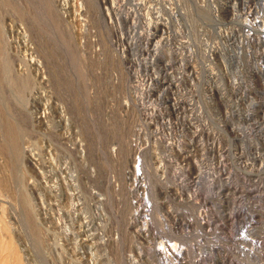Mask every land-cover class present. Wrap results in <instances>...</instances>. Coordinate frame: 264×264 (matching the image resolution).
<instances>
[{
  "label": "rangeland",
  "instance_id": "rangeland-1",
  "mask_svg": "<svg viewBox=\"0 0 264 264\" xmlns=\"http://www.w3.org/2000/svg\"><path fill=\"white\" fill-rule=\"evenodd\" d=\"M67 3L0 0V260L264 264V0Z\"/></svg>",
  "mask_w": 264,
  "mask_h": 264
},
{
  "label": "bare ground",
  "instance_id": "bare-ground-1",
  "mask_svg": "<svg viewBox=\"0 0 264 264\" xmlns=\"http://www.w3.org/2000/svg\"><path fill=\"white\" fill-rule=\"evenodd\" d=\"M46 1H47V0H46ZM59 1H60V0H59ZM61 1H62V5H63V6L68 2V0H61ZM71 1H72V0H71ZM99 1H100L101 5H105V6H106L107 3H109L110 0H99ZM112 1H113V0H112ZM46 3L48 4V8H47V9L49 10V8H50L49 5H52V4H49V2H46ZM46 3H45V4H46ZM140 3H141V1L139 2V4H140ZM193 3H194V2H193ZM47 4H46V5H47ZM67 4H68V3H67ZM71 4H72V3H71ZM141 4H142V3H141ZM108 5H109V4H108ZM46 7H47V6H46ZM51 7H52V6H51ZM105 8H106V10H107V14H106V15H108V16L110 17V16H111L110 14L112 13V8L109 7V6H107V7H105ZM156 8H158V7H156ZM156 8H155V9H156ZM52 9H53V8H52ZM52 9H51L50 11H52ZM156 10H157V9H156ZM199 10H200V9H199ZM46 11H47V10H46ZM50 11H49V12H50ZM158 11H159V13H160V10L153 11V7H148L147 14H148V15H152V13H154V12H158ZM54 12H55V11H54ZM105 12H106V11H105ZM214 15H215V14H214ZM50 16H51V15H50ZM52 17H53V16H52ZM53 21H54V20H53ZM60 21H61V20H60ZM65 22H66V21H65ZM153 23H154V22H152V20H151L150 17H149V31H151V30H152V31L148 33V36L146 37V42H145V43L150 47L151 43L154 42L153 47H152V49H150V51H151V50H155V46H156V44H157L158 41H159V40H155V39H156V36H157V34H156L157 30H155L154 27H155V25L157 26V24L153 25ZM156 23H157V22H156ZM58 25H59V24H58ZM248 25H249V24H248ZM248 25H247V26H248ZM248 27H249V26H248ZM246 31H247V30H246ZM248 34H249V33H248ZM256 34H257V33H256ZM259 36H260V35H259ZM259 36H258V37H259ZM227 37H228V36H227ZM247 37H248V36H247ZM251 37H252V35H251ZM244 38H245V37H244ZM236 39H237V38H236ZM238 40H239V39H238ZM235 41H236V40H235ZM239 41H240V40H239ZM260 41H261V40H260ZM115 42H116V41H115ZM261 43H262V42H261ZM262 44H263V43H262ZM120 45H121V44H120ZM121 46H122V45H121ZM145 46H146V45H145ZM121 48H122V47H121ZM121 48H120V49H121ZM147 48H148V47H147ZM147 48H146V49H147ZM250 48H251V47H250ZM148 49H149V48H148ZM239 49H240V47H239ZM121 50L124 52V47H123ZM213 50H214V49H213ZM213 50H211L210 53H212ZM263 50H264V49H263ZM122 51H121V52H122ZM238 51H239V50H238ZM258 52H259V51H258ZM208 53H209V52H208ZM149 54H150V53H149ZM244 54H245V53H244ZM150 55H151V54H150ZM208 55H209V54H208ZM209 56H210V55H209ZM206 57H207V56H206ZM38 62H39V61H38ZM36 65H37V64H36ZM138 65H139V64H138ZM261 66H262V65H261ZM193 67H194V66H193ZM141 71H142V70H141ZM137 75H138V74H137ZM134 76H135V75H134ZM150 76H151V75H150ZM144 78H145V77H144ZM144 78H142V80H141L142 82L139 83L140 86H141V87H140V92H139V93L143 95L144 92H147V93H148L147 95H149V96H150V95H153V94H154V96H156L155 93H157V92H155L156 90L154 89V87H153V88L151 87L152 84L149 82L150 80L148 81V79H144ZM152 78H153V77H152ZM162 78H163V77H162ZM137 79H138V78H137ZM174 79H175V78H174ZM233 83H235V82H233ZM20 84H21V83H20ZM139 84H137L136 86H138ZM164 85H165V84H164ZM132 86H134V85H132ZM157 86H158V85H157ZM166 86H170V85H167V84H166ZM133 88H134V87H133ZM135 88H136V87H135ZM138 88H139V87H138ZM166 88H167V87H166ZM158 89H160V88L158 87ZM163 89H164V88H163ZM175 89H176V88H175ZM135 90H136V89H135ZM138 90H139V89H138ZM166 90H167V89H166ZM157 91H158V90H157ZM159 92H160V91H158V93H159ZM163 92H164V91H163ZM172 92H173V91H172ZM241 96H242V95H241ZM140 97H141V96H139V98H140ZM169 97H170V96H169ZM169 97H168V98H169ZM175 98H176V96H175ZM172 99H173V98H172ZM151 101H152V99H151ZM139 102H140V101H139ZM171 103H172V104H169V106L171 107V105H172V108L174 107V110H175V111H177L179 108H181L180 105H178L177 102H171ZM166 106H167V105H166ZM182 107H183V106H182ZM190 107H191V106H190ZM151 108H152V107H151ZM238 108H239V107H238ZM183 109H184V108H183ZM49 110H50V109H49ZM236 110H237V109H236ZM34 112H36V111H34ZM48 112H49V111H48ZM164 112H165V111H164ZM167 112H168V111H167ZM170 112H171V111H170ZM177 113H178V112H177ZM33 114H34V113H33ZM64 114H65V113H64ZM163 114H164V113H163ZM167 114H168V113H167ZM58 115H59V114H58ZM164 115H165V114H164ZM169 115H170V114H169ZM173 115H174V114H173ZM189 115H190V114H189ZM46 116H48V115H47L46 110H45V108H44L43 111L37 116V118H38L37 120H39V121H44V118H46ZM50 116H51V115H50ZM52 116H53V115H52ZM56 116H57V115H56ZM61 116H62V115H61ZM159 116H160V115H159ZM167 116H168V115H167ZM167 116H166V118H167ZM53 117H54V116H53ZM172 117H174V116H172ZM172 117H171V118H172ZM191 117H192V116H191ZM49 118H51V117H49ZM160 118H161V117H160ZM160 118H159V119H160ZM164 118H165V117H164ZM166 118H165V119H166ZM169 118H170V117H169ZM169 118H168V119H169ZM248 118H249V117H248ZM34 119H35V118H34ZM165 119H164V120H165ZM223 119H224V118H223ZM46 120H47V119H46ZM46 120H45V121H46ZM162 120H163V119H162ZM164 120H163V121H164ZM261 120H262V119H261ZM45 121H44V122H45ZM47 121H48V120H47ZM47 121H46V123H45L46 125L44 124L45 126L48 125V124H47V123H48ZM49 121H50V120H49ZM51 121H52V120H51ZM155 121H156V120H155ZM155 121H154V122H155ZM158 121H159V120H158ZM160 121H161V119H160ZM169 121H170V120H169ZM165 122L167 123L166 120H165ZM254 122H255V119H254ZM256 122H257V121H256ZM40 123H41V122H40ZM52 123H53V122H52ZM150 123H151V122H150ZM156 123H160V122H156ZM2 124H3V123H2ZM6 124H7V123H6ZM41 124H43V123H41ZM160 124H161V123H160ZM160 124H159V125H160ZM162 124H163V123H162ZM168 124H169V122L167 123V125H168ZM163 125H164V124H163ZM165 125H166V124H165ZM167 125H166V126H167ZM170 126H171V125H170ZM52 127H53V126H52ZM171 127H172V126H171ZM260 128H261V127H260ZM10 130H12V129H10ZM201 130H202V129H201ZM8 131H9V130H8ZM4 133H5V132H4ZM9 133H11V132H9ZM155 133H156V132H155ZM136 134H137V132H136ZM136 134H135V135H136ZM12 135H13V134H12ZM12 137H13V136H12ZM188 137H189V136H188ZM136 138H138L137 135H136ZM121 139H122V138H121ZM13 140H14V139H13ZM161 140H162V139H161ZM198 140H199V139H198ZM255 140H256V139H255ZM6 141H7V140H6ZM129 141H132V143H133L132 138H131V140H129ZM178 141H179V140H178ZM256 141H257V140H256ZM1 142H2V141H1ZM155 142H156V141H155ZM163 142H164V141H163ZM10 143H11V142H10ZM137 143H138V141H137ZM119 144H120V143H119ZM123 144H124V143H123ZM126 144H127V143H126ZM129 144L131 145V143H129ZM139 144H140V143H139ZM117 145H118V144H117ZM140 145H141V144H140ZM2 146H3V145H2ZM2 146H1V149L5 150V149H4V146H3V147H2ZM74 146H75V145H74ZM154 146H155V145H154ZM157 146H158V145H157ZM168 146H169V145H168ZM176 146H177L176 149H177V148L179 149L178 146H180V145L177 144ZM134 147H137V145L135 144V146H133V148H134ZM152 147H153V146H152ZM170 147H172V146L170 145ZM180 147H181V146H180ZM199 147H200V146H199ZM46 148H47V146H46ZM117 148H118V146H117ZM119 148H120V146H119ZM164 148H165V147H164ZM214 148H215V147H214ZM124 149H125V148H124ZM168 149L170 150V148H168ZM181 149H183V148L181 147ZM81 150H82V149H81ZM112 150H113V149H112ZM119 150L121 151V149H119ZM119 150H118V151H119ZM133 150H134V149H133ZM136 150H137V149H136ZM172 150H173V149H172ZM178 151H179V150H178ZM127 152H128V151H127ZM132 152H133V151H132ZM168 152H169V151H168ZM172 152H173V151H172ZM174 152H175V151H174ZM190 152H191V151H190ZM4 153H5V152H4ZM51 153H52V152H51ZM139 153H140V152H139ZM175 153H176V152H175ZM115 154H116V153H115ZM178 154H179V156H180V152H178ZM138 155H141V154H138ZM168 155H169V154H168ZM182 155H183V154H182ZM184 155H186V154H184ZM187 155H188V154H187ZM237 156H238V155H237ZM255 156H256V155H255ZM180 157H181V156H180ZM246 157H247V156H246ZM53 158H54V156H53ZM53 158H52V159H53ZM31 159H34V158H29V163H27V164H29V166H31V167H29V168H31V170L34 171L36 175H37V174L39 175V173H40V174H42V176L44 177V180H45V183H46V184H44V185L47 186V187L45 186V189H48L47 194L49 193V195H47V194H45V195L47 196V198H49V196H53L52 198L55 199V202H54V204H53V203H51V201H50V202L47 201L48 199L46 200L45 195H44L45 200H46L47 202L50 203V204H49V203L47 204V205H48L47 207L50 208L51 205H54V206H55V204H56V206L58 207V208H56V209H58L59 211H61L63 208H62L61 205H60V199H61L60 196H61V195L63 196V194H61V188H60V187H62V186H60L61 183L58 182V178H57L58 176H56V177L54 176V177H55V180L53 179V180H54V183H53V184H49L48 182L51 180V178H50L49 175H50L51 173H48V172H50V171L47 170V171H48V172H47V171H46V168H44V167H42V169L44 168L45 171L37 170L36 165H35L36 162H35V161L32 162ZM183 159H184V157H183L182 159H180V160L183 161ZM185 159H186V157H185ZM245 159H246V158H245ZM240 160H241V159H240ZM169 161H170V160H169ZM220 161H221V160H220ZM242 161H243V160H242ZM54 162H55V161H54ZM167 162H168V161H167ZM188 162H189V161H188ZM257 162H258V161H257ZM36 164H37V163H36ZM186 164H187V163H186ZM241 164H242V163H241ZM58 165H59V164H58ZM217 165H218V164H217ZM253 165H254V164H253ZM262 165H263V164H262ZM44 166H45V165H44ZM52 167H53V166H52ZM52 167H51V168H52ZM187 167H188V166H187ZM38 168H40V167L38 166ZM51 168H49V169H51ZM53 168H55V167H53ZM181 168H182V167H181ZM216 168H217V167H216ZM55 169H57V168H55ZM218 169H219V168H218ZM51 170H53V169H51ZM179 170H180V169H179ZM249 170H251V169H249ZM164 171H165V170H164ZM187 171H188V170H187ZM192 171H193V170H192ZM192 171H191V172H192ZM230 171H231V170H230ZM131 172H132V171H131ZM179 172H180V171H179ZM123 173H124V172H123ZM175 173H176V172H175ZM52 174H53V173H52ZM193 174H194V173H193ZM225 174H226V173H225ZM53 175H54V174H53ZM61 175H62V174H61ZM134 175H135V174H134ZM136 175H137V174H136ZM136 175H135V176H136ZM181 175H182V174H181ZM228 175H229V174H228ZM40 176H41V175H40ZM59 176H60V175H59ZM186 176H187V175H186ZM54 177H53V178H54ZM63 177H64V176H63ZM218 177H219V176H218ZM213 178H214V177H213ZM242 178H243V177H242ZM183 179H184V177H183ZM183 179H182V180H183ZM215 179H216V178H215ZM188 180H189V179H188ZM220 180H221V179H220ZM140 181H141V180H140ZM183 181H184V180H183ZM216 181H217V180H216ZM260 181H261V180H260ZM41 182H42V181H41ZM135 182H136V181H135ZM195 182H196V180H195ZM254 182H255V181H254ZM257 182H258V181H257ZM39 183H40V182H39ZM50 183H51V182H50ZM59 183H60V184H59ZM140 183H141V182H140ZM244 183H245V182H244ZM66 184H67V183H66ZM125 184H126V183H125ZM135 184H136V183H135ZM184 184H185V183H184ZM9 185H10V184H9V182H8V179H7L6 177L0 175V188H1V187H4V188L7 187V188H8ZM61 185H62V184H61ZM64 185H65V184H64ZM223 185H224V184H223ZM133 186H134V185H133ZM133 186H132V187H133ZM137 186H138V185H137ZM194 186H195V185H194ZM251 186H252V185H251ZM255 186H256V185H254V187H255ZM63 187H64V186H63ZM256 187H257V186H256ZM43 188H44V187H43ZM68 188H69V187H68ZM126 188H127V187H126ZM130 188H131V187H130ZM135 188H136V187H135ZM1 189H2V188H1ZM5 189H6V188H5ZM5 189H4V190H5ZM141 189H142V188H141ZM4 190H2V191H4ZM8 190H9V189H8ZM67 190H68V189H67ZM127 190H128V189H127ZM146 190H148V189H146ZM6 191H7V190H6ZM231 191H232V190H231ZM233 191H234V190H233ZM146 192H147V191H146ZM174 192H175V191H174ZM176 192H177V191H176ZM0 193L3 194L1 191H0ZM44 193H45V191H44ZM62 193H63V192H62ZM68 193H69V192H68ZM172 193H173V192H172ZM72 194H73V193H72ZM73 196H74V195H73ZM126 196H127V195H126ZM141 196H142V195H141ZM147 196H148V195H147ZM147 196H146V197H147ZM254 196H256V195H254ZM65 197H66L67 200H69L70 198H72V195H70V196H67V195H66ZM74 197H75V196H74ZM77 197H78V196H77ZM142 197H143V196H142ZM146 197H145V198H146ZM251 197H252V196H251ZM52 198H51V199H52ZM143 198H144V197H143ZM255 198H256V197H255ZM40 199H41V198H40ZM49 199H50V198H49ZM66 199H65V200H66ZM43 200H44V199H43ZM62 200H63V199H62ZM77 200H78V199H77ZM53 201H54V200H53ZM71 201H72V200H71ZM71 201H70V202H71ZM259 201H260V200H259ZM43 202H45V201H43ZM47 202H45V204H46ZM130 202H131V201H130ZM135 202H136V201H135ZM137 202H138V201H137ZM41 203H42V202H41ZM62 203H63V202H62ZM27 204H28V203H27ZM43 204H44V203H43ZM63 204H64V203H63ZM77 204H78V202H76V201H75V202L72 201V202H71V207L74 208L75 205H77ZM130 204H131V203H130ZM133 204H134V203H133ZM258 205H259V204H258ZM41 206H42V205H41ZM54 206H53V207H54ZM43 207H44V209L47 208L46 206H43ZM53 207H52V208H53ZM68 208H69V207H68ZM131 208H132V207H131ZM131 208H130V209H131ZM139 208H140V207H139ZM141 208H142V207H141ZM64 209H65V208H64ZM78 209H79V208H78ZM1 210H2V209H0V211H1ZM49 210H51V209H49ZM49 210H48V211H49ZM65 210H66V209H65ZM68 210H69V209H68ZM144 210H145V209H144ZM38 211H39V210H38ZM42 211H43V210H42ZM51 211H52V210H51ZM62 211H63V210H62ZM150 211H151V210H150ZM63 212H64V211H63ZM129 212H130V211H129ZM136 212H137V211H136ZM44 213H47V211L44 212ZM44 213H43V214H44ZM48 213H49V212H48ZM54 213H55V212H54ZM59 213H61V212H59ZM131 213H132V212H131ZM0 214H3V213L0 212ZM43 214H41V215H43ZM146 214H147V213H146ZM44 215H45V214H44ZM44 215H43V216H44ZM204 215H205V214H204ZM46 216H47V215H46ZM6 217H7V218H6ZM49 217H51V216H49ZM53 217H54V216H53ZM60 217H61V215H60ZM0 218H1V220L3 221L5 228L7 229V232H3V231H2L3 226H0V227H2L1 230H0V232H1L0 236L2 235L1 237L4 236V237H6V238L8 237V239H9V238H11V235H10V234H13V237H16L17 234H15V231H16L17 229H16V230L13 229L12 224H13L14 222L11 223L10 216L7 215V214H6V215L4 214V215H1ZM122 218H124V217L122 216ZM135 219H136V218H135ZM203 219H204V218H203ZM251 219H252V218H251ZM124 220H125V219H124ZM127 220H128V219H127ZM252 220H253V219H252ZM59 221H60V220H59ZM201 221H202V220H201ZM50 222H51V221H50ZM50 222H47V223H50ZM53 222H54V221H53ZM60 222H61V221H60ZM86 222H87V221H86ZM206 223H208V222H206ZM209 223H210V222H209ZM142 224H143V223H142ZM200 224H201V223H200ZM210 224H211V223H210ZM0 225H2V224H0ZM52 226H53V225H52ZM93 226H94V225H93ZM208 226H209V225H208ZM56 227H57V226H56ZM127 227H128V226H127ZM252 227H253V226H252ZM39 228H40V227H39ZM37 229H38V228H37ZM3 230H4V228H3ZM146 230H147V229H146ZM4 231H5V230H4ZM90 231H91V230H90ZM63 232H64V231H63ZM35 233H36V232H35ZM59 233H60V232H59ZM87 233H88V232H87ZM89 233H90V232H89ZM147 234H148V233H147ZM28 235H29V234H28ZM57 235H58V234H57ZM87 235H88V234H87ZM24 236H25V235H24ZM59 236H60V235H59ZM4 237H3V238H4ZM26 237H27V236H26ZM3 238H0V239L2 240ZM16 238H18V237H16ZM86 238H87V237H86ZM84 239H85V238H84ZM168 239H170V238H168ZM109 240H110V239H109ZM55 241H56V240H55ZM73 241H74V240H73ZM1 242H4V244L6 243V241H0V244H1ZM9 242H10V241H9ZM20 242H21V241H20ZM75 242H76V241H75ZM169 242H170V241H169ZM251 242H252V241H251ZM251 242H250V244H251ZM141 243H142V242H141ZM244 243H245V242H244ZM4 244L2 243V247H3L2 252H4V250H5V252H9V251L11 250V248H10V246H9L10 243H6L5 245H4ZM7 244H8V245H7ZM57 244H58V243H57ZM72 244H73V242H72ZM162 245H163V244H162ZM170 245H172V244H170ZM173 245H175L174 242H173ZM259 245H260V244H259ZM71 246H72V245H71ZM96 246H97V245H96ZM164 246H165V245H164ZM2 247H0V249H1ZM23 247H24V246H23ZM72 247H73V246H72ZM170 247H171V246H170ZM172 247H173V246H172ZM176 247H177V245H176ZM158 249H159V248H158ZM160 249H161V248H160ZM162 249H163V247H162ZM23 250H24V249H23ZM170 250H171V248H170ZM179 250H180V249H179ZM0 251H1V250H0ZM142 251H143V250H142ZM172 251H173V250H172ZM11 252H12V251H11ZM156 253H157V252H156ZM180 253H181V252H180ZM5 254H6V253H5ZM22 254H23V253H22ZM142 254H143V253H142ZM169 254H170V253H169ZM175 254H176V253H175ZM76 257H77V256H76ZM32 258H33V257H32ZM171 259H172V258H171ZM23 260L25 261L26 264H32V263L29 261L30 258H29V256H28V254L26 253V251L24 252ZM169 260H170V259H169ZM29 262H30V263H29ZM136 262H137V260H136ZM136 262H135V263H136ZM152 262H153V261H152ZM167 262H168V261H167ZM15 263H16V262H15ZM161 263H162V262H161ZM0 264H14V262H13L10 258H7L6 261H5V258H4V261H1V260H0ZM126 264H127V263H126Z\"/></svg>",
  "mask_w": 264,
  "mask_h": 264
}]
</instances>
